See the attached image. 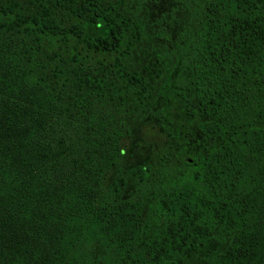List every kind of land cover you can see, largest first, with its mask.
<instances>
[{
    "label": "trees",
    "instance_id": "16d2710c",
    "mask_svg": "<svg viewBox=\"0 0 264 264\" xmlns=\"http://www.w3.org/2000/svg\"><path fill=\"white\" fill-rule=\"evenodd\" d=\"M168 9L0 0V264H264V0Z\"/></svg>",
    "mask_w": 264,
    "mask_h": 264
},
{
    "label": "rangeland",
    "instance_id": "374dc122",
    "mask_svg": "<svg viewBox=\"0 0 264 264\" xmlns=\"http://www.w3.org/2000/svg\"><path fill=\"white\" fill-rule=\"evenodd\" d=\"M170 0H139V6L148 10L153 26H160L157 23L159 19L173 18L169 13ZM156 17V19H155ZM100 57V55H98ZM178 111L170 112V119L174 121L176 115H180ZM125 143V160L127 162L133 160H156L160 156L172 159V146L168 143V137L165 131L160 130L156 123L152 121L144 122L139 125L132 136L124 139ZM163 157V158H165Z\"/></svg>",
    "mask_w": 264,
    "mask_h": 264
}]
</instances>
